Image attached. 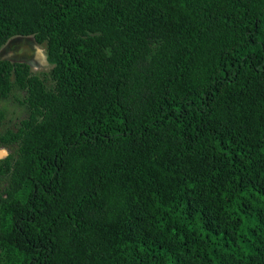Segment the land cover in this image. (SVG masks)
Listing matches in <instances>:
<instances>
[{"label": "trees", "instance_id": "trees-1", "mask_svg": "<svg viewBox=\"0 0 264 264\" xmlns=\"http://www.w3.org/2000/svg\"><path fill=\"white\" fill-rule=\"evenodd\" d=\"M16 36L0 264H264V0H0Z\"/></svg>", "mask_w": 264, "mask_h": 264}, {"label": "rangeland", "instance_id": "rangeland-1", "mask_svg": "<svg viewBox=\"0 0 264 264\" xmlns=\"http://www.w3.org/2000/svg\"><path fill=\"white\" fill-rule=\"evenodd\" d=\"M0 60H8L13 63H26L29 65L32 74L44 79L50 86V73L52 66L46 60V46L38 45L31 37H13L0 49ZM24 91L12 88L6 98H0V137L7 130H15L19 123L26 117V108L23 104ZM17 147L4 146L0 142V160L7 156H15ZM7 186V180H0V195ZM4 252L0 248V258Z\"/></svg>", "mask_w": 264, "mask_h": 264}]
</instances>
